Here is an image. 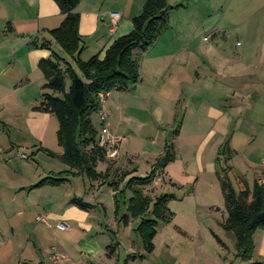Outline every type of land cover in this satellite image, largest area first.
<instances>
[{
  "label": "crops",
  "instance_id": "crops-1",
  "mask_svg": "<svg viewBox=\"0 0 264 264\" xmlns=\"http://www.w3.org/2000/svg\"><path fill=\"white\" fill-rule=\"evenodd\" d=\"M144 1L80 0L74 8V12L79 15L78 34L83 47L80 59L88 60L97 54L102 56L115 39L130 32L132 18L140 13ZM218 1L219 8L212 9L210 0H197L192 5L184 3V0H167L172 6L178 5L170 13L168 27L145 51L137 48L133 50V57L138 62L139 80L124 90L110 91L104 98L103 107L112 93H115V99H119V106L116 107L120 109L123 104H127L130 109L141 112L149 102H169L167 110L170 114L172 110L176 113L175 108L171 106L173 101L192 95L199 82L210 84L211 81L220 86V97L234 104L247 107L264 102V0L244 8H235V12L229 15L225 14V3ZM215 11H220V14L216 16V20L210 21V16ZM111 12L119 14L117 25L114 27L109 16ZM180 14L184 15L177 24L180 27L173 30L171 21ZM62 19L63 15L54 0H0V147L7 151L14 147L19 149L22 145H31L34 150L46 151V132L52 125L53 115L33 110L41 93V85L45 81L38 63L49 58L52 52L67 58L49 33ZM230 33L236 36L239 46L234 52H227L223 46L228 42ZM32 40L37 44L46 42L48 48L31 45ZM69 61L71 62L70 59ZM245 110L247 111V108ZM161 112L165 114L163 109ZM224 114H227L226 111ZM241 115L242 113H238L236 116L242 118ZM108 117L109 114L107 121ZM110 125L108 122L110 133L120 138V146L128 129L121 126L119 120L114 127L111 128ZM176 129L178 133L174 135ZM178 138L179 130L176 126L171 139L174 159L152 183L156 184L160 176L164 179L167 167L175 163ZM228 146L232 151L228 165L241 174L249 186L255 181L262 182L264 166L261 162L264 158L259 167H254L258 152L255 153L254 148L249 147L244 153L245 158L241 156V162L235 163L241 154L231 143ZM163 150L164 147L150 162L147 161L149 167ZM61 152L62 149L59 153ZM116 160L112 169H115ZM127 161L133 162L131 155L127 157ZM215 168L213 160L209 169L211 178L208 180L212 187L215 183L219 185ZM0 172V184L6 186V193L0 191V209L7 219L12 216L20 220L22 216L28 218V215L44 210L49 217H53V210L60 208V200L55 199V192L51 189H58L61 185L33 187L47 174L54 175L53 171L39 172L25 183H20L17 174L15 179L10 177L7 181L3 177V170ZM198 182L200 181L197 179L196 183ZM154 184L144 187L143 193L147 195L148 189L151 191ZM194 190L196 191V186ZM38 192L42 193L38 195L39 199L33 200L32 195ZM3 194L7 195L8 201H4ZM43 195H48L46 201ZM50 195L54 197V201L50 199ZM30 196L32 200L26 201ZM22 197L26 200L21 201ZM63 204L65 212L58 217L75 220L80 216V223L82 226H89V230L82 229L83 233L74 240L75 242H51L47 235L51 224L43 225L44 231L34 228L33 232H36L37 236L32 242H0V264H145V257H140L144 255L142 244L135 246L129 234H125L127 229L133 227V223L121 225L116 221V231L112 234L109 231L113 230V223L107 227L109 229L103 230L101 224L88 220L90 214L87 210L71 203L67 204L65 198ZM94 230L100 233L91 234ZM256 233L253 255L264 259V230H258ZM98 234H106V240L100 242L97 239ZM70 237L69 234L68 239ZM2 239L0 234V240ZM108 247L111 249L108 250ZM153 250L148 254L151 255ZM52 254H64V258L52 261Z\"/></svg>",
  "mask_w": 264,
  "mask_h": 264
},
{
  "label": "rangeland",
  "instance_id": "rangeland-1",
  "mask_svg": "<svg viewBox=\"0 0 264 264\" xmlns=\"http://www.w3.org/2000/svg\"><path fill=\"white\" fill-rule=\"evenodd\" d=\"M184 1V3L192 5L197 0ZM259 1L261 0H221V4L225 3L223 6H226L225 14L229 15L235 12V8H244ZM218 2V0H210L212 9L219 8ZM219 14L220 11L212 12L210 21L216 20V16ZM183 17L184 15L181 14L174 17V21H171L173 30L180 27L177 24ZM230 35L228 42L223 46L227 52H234L239 46L236 36L231 33ZM69 83V79L65 78L66 89H68ZM196 87L192 95L182 96L177 99L178 101H173L171 106L175 108L176 113H173L172 109L174 108H171V114L166 108L170 106L169 102H149L147 105L145 104L144 108H146L141 112L130 109L127 104H123L120 109L116 107L119 106V99H115L117 95L112 93L104 105L105 113L109 114L110 127H114L119 120L121 126H125L128 130L126 138L121 141L119 146L118 155L120 157L117 158L118 160L107 158V162L97 165L96 171L104 174L107 166H111L112 169L116 160L115 175V169L110 170L108 178L97 180H91L85 175L65 174L66 181L58 189H51L55 192V199L60 200V208L53 210V217L57 216L56 218L49 217L47 211L44 210L35 212L31 216L28 215V218L22 216L20 220L9 216L8 220L1 214L2 210L0 209V234L3 236L0 242L34 241L37 233L33 232V229L44 231L43 225H47L35 220L36 213L38 216H44L48 224L52 226L51 229H47L48 240L51 242H75L74 240L83 233L82 229L89 230V226H82L80 223L82 220L78 219L80 216L76 217L77 220L58 217L65 212L64 198L67 204H70L72 199L89 204L90 208L85 209L90 214L88 220L95 221V224H101L103 230L109 229L107 227L113 223V230L109 232L115 234L114 223L117 221L124 225L120 220L126 212L124 201L131 196V191L125 189L126 181L131 176L144 177L148 174L150 167L147 161L150 162L162 151L164 145L171 141L172 131L178 126L177 159L173 165L167 167L164 179L160 176L156 184L152 183L154 184L153 189L147 191V195L151 198L163 193L173 194V198L169 200L167 206L174 216L168 223L157 221V234L152 241L154 250L151 255L144 252L145 264L249 263L236 256L234 235L232 232L225 231L221 226L223 215H225L224 199L217 183L214 182L213 187L208 184V180L211 178L209 169L210 164H213V160L215 161L218 148L225 142L231 143L241 154L235 163L241 162V156L245 158L244 153L249 147H253L254 152H258L253 165L259 167L262 158H264V102L246 107V105L241 106L222 99L220 97L221 88L218 83L214 84V81H211L210 84L199 82ZM161 109L165 111V114L160 113ZM225 111L227 114H224ZM238 113H242V118L236 116ZM52 119V125L46 132V151L34 150L31 145H22L19 146V149L14 147L9 151L2 148L0 171L3 170V177L7 181L10 177L15 179L16 174L20 183H25L26 180L36 176L39 172L53 171L54 176L59 174L62 176V172L69 170L58 157L61 151L56 142L58 124L54 116ZM90 119L95 128L99 129L97 112L91 114ZM17 152L26 154L27 159L19 158L16 155ZM214 152L215 155H213ZM130 155L133 158L132 163L127 161V157ZM122 172H126L127 175L125 174L121 178L118 190L114 191L108 183L114 176L119 177ZM229 178L235 186L231 174ZM197 179L200 182L196 183ZM170 181L172 182L170 183ZM195 186L196 191L194 190ZM5 188V184H0V191L6 193ZM39 194L42 193H34L33 200L39 199ZM44 196V201H46L48 195ZM29 198L26 200L22 197L21 201L32 200L31 196ZM52 198L54 197L50 195V199ZM8 200L5 194L4 201ZM115 202H117V208ZM146 217L152 218L151 215H146ZM25 220L26 222H23ZM58 222H62L65 227L62 229L56 227ZM128 222L133 223V227L127 229L125 234L128 233L132 243L138 247L141 242L135 228L139 223V218H130ZM92 232L93 235L97 232L100 233L95 230ZM255 233L252 237L253 244L254 240H257V233ZM69 234L70 239H68ZM105 236L106 234H98L97 239L104 242ZM251 261L264 262V259L253 255Z\"/></svg>",
  "mask_w": 264,
  "mask_h": 264
},
{
  "label": "trees",
  "instance_id": "trees-1",
  "mask_svg": "<svg viewBox=\"0 0 264 264\" xmlns=\"http://www.w3.org/2000/svg\"><path fill=\"white\" fill-rule=\"evenodd\" d=\"M54 1L63 19L49 33L67 58L52 52L49 58L39 61L38 68L45 81L33 110L51 114L57 119L56 139L62 149L58 157L69 170L62 172V176L48 175L33 187L59 186L66 181L65 174L85 175L91 180L109 177V165L104 174L96 171L98 164L107 162V156L106 149L97 143L99 130L93 125L90 116L100 108V93L124 90L139 80L138 62L133 57V50L137 48L145 51L152 46L168 27L171 11L178 7L170 5L167 0H145L140 13L132 18L130 32L115 39L102 56L97 54L88 60H82L79 56L83 49L78 34L79 15L74 12L80 0ZM31 45L48 48L46 42L37 44L35 40L31 41ZM65 78L70 81L68 89L65 88ZM177 133L176 129L173 134ZM231 157L232 151L225 142L218 148L215 158V175L225 208L221 226L225 231L233 233L236 256L249 262L247 264H264L251 261L253 234L257 230H264V181H255L249 186L244 177L228 165ZM173 159L174 146L170 141L164 145L163 153L151 164L147 175L131 176L125 183V189L131 191V196L124 201L126 213L120 220L126 224L130 218H139L135 231L147 254L153 250L152 240L156 234L157 221L168 223L174 216L167 206L173 194L163 193L151 198L142 189L151 185ZM115 171L116 169L114 175ZM125 174L126 172H122L119 177L114 176L108 185L117 191L118 183ZM230 174L235 186L230 181ZM71 204L84 210L90 208L89 204L76 199H72ZM115 204L117 208V202ZM146 215H151L152 218H147Z\"/></svg>",
  "mask_w": 264,
  "mask_h": 264
},
{
  "label": "built area",
  "instance_id": "built-area-1",
  "mask_svg": "<svg viewBox=\"0 0 264 264\" xmlns=\"http://www.w3.org/2000/svg\"><path fill=\"white\" fill-rule=\"evenodd\" d=\"M109 16L112 21V26L117 25V21L119 19V14L116 12L109 13ZM109 92L100 93L99 94V102H100V108L97 111L98 119H99V132L97 137V143L99 146L104 147L106 149V156L109 159L117 158L118 156V146L120 142V138L110 133L108 129V121H107V114L104 111V98L106 95H108ZM3 152V149L0 147V154ZM16 155L21 159H27V155L21 152H17ZM262 165L264 166V159L262 160ZM264 179L262 180V182ZM37 221L46 223L48 225V222L44 216H37ZM57 227L62 229L65 226L62 225V222L57 223ZM62 257V255L52 254L51 260L57 261Z\"/></svg>",
  "mask_w": 264,
  "mask_h": 264
}]
</instances>
